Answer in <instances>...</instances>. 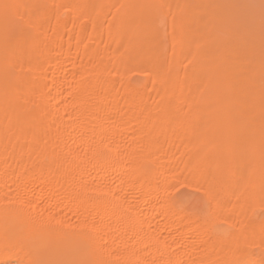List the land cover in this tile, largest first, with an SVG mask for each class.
<instances>
[{
	"label": "bare ground",
	"instance_id": "obj_1",
	"mask_svg": "<svg viewBox=\"0 0 264 264\" xmlns=\"http://www.w3.org/2000/svg\"><path fill=\"white\" fill-rule=\"evenodd\" d=\"M0 264H264V0H0Z\"/></svg>",
	"mask_w": 264,
	"mask_h": 264
}]
</instances>
